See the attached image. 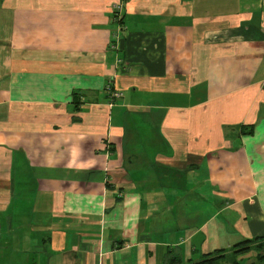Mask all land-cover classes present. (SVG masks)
<instances>
[{"label":"crops","instance_id":"1","mask_svg":"<svg viewBox=\"0 0 264 264\" xmlns=\"http://www.w3.org/2000/svg\"><path fill=\"white\" fill-rule=\"evenodd\" d=\"M261 239L264 0H0V264H264Z\"/></svg>","mask_w":264,"mask_h":264},{"label":"built area","instance_id":"2","mask_svg":"<svg viewBox=\"0 0 264 264\" xmlns=\"http://www.w3.org/2000/svg\"><path fill=\"white\" fill-rule=\"evenodd\" d=\"M112 10H113V14H114V18H116L118 21L121 20L122 18V15H121V5L120 4H115L113 5L112 7ZM121 28L118 27L114 33V37L116 38V43H118V41L121 39ZM118 44H113L112 45V48L115 49V47H117ZM107 91L108 93L110 94V97L113 99V100H118L120 98H122L123 96V92L122 91H119V90H115L114 88H112L110 85L107 86Z\"/></svg>","mask_w":264,"mask_h":264},{"label":"rangeland","instance_id":"3","mask_svg":"<svg viewBox=\"0 0 264 264\" xmlns=\"http://www.w3.org/2000/svg\"><path fill=\"white\" fill-rule=\"evenodd\" d=\"M257 244L255 245L256 247H260L259 251H264V239L261 240H256L255 241ZM253 246V245H252ZM247 263V260L244 259L241 264Z\"/></svg>","mask_w":264,"mask_h":264},{"label":"trees","instance_id":"4","mask_svg":"<svg viewBox=\"0 0 264 264\" xmlns=\"http://www.w3.org/2000/svg\"><path fill=\"white\" fill-rule=\"evenodd\" d=\"M75 95H76V97H78L79 100H80V95H79L78 93H75ZM79 103H80V102H79ZM246 248H248V247H246ZM259 248H260V247H259ZM262 257H263V256H262ZM232 259H235V257H234V258L232 257ZM204 263H205V262H204ZM209 264H213L211 260L209 261ZM252 264H256V263H252Z\"/></svg>","mask_w":264,"mask_h":264}]
</instances>
